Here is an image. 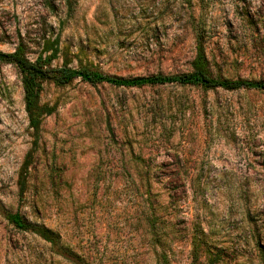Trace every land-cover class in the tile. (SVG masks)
Instances as JSON below:
<instances>
[{
  "label": "rangeland",
  "instance_id": "obj_1",
  "mask_svg": "<svg viewBox=\"0 0 264 264\" xmlns=\"http://www.w3.org/2000/svg\"><path fill=\"white\" fill-rule=\"evenodd\" d=\"M199 43L211 78L264 82V0H0V52L50 68L173 77ZM38 105L34 133L0 63V264H193V236L196 264H264V91L76 79Z\"/></svg>",
  "mask_w": 264,
  "mask_h": 264
},
{
  "label": "trees",
  "instance_id": "obj_2",
  "mask_svg": "<svg viewBox=\"0 0 264 264\" xmlns=\"http://www.w3.org/2000/svg\"><path fill=\"white\" fill-rule=\"evenodd\" d=\"M0 63L14 66L21 75L23 89V101L25 113L27 115L29 128L37 133L39 131L42 117V109L38 105V97L41 86L45 82H51L56 86H65L72 81L79 79L89 85L107 84L114 87L123 88H141L144 86L175 84L179 86H196L204 90L221 89L224 91L253 90L264 91V82L253 83L245 81H222L211 78L208 75V62L202 45L199 43L196 49V55L192 62V70L187 74L173 77H153L138 79H118L105 76L99 72L87 71L82 69H70L66 67L50 68L41 58L35 62L29 61L25 57L22 47H18L13 53L4 54L0 52ZM28 163L25 162L19 174V196L22 197L25 191ZM8 222L15 229L24 232H30L32 227L28 225L18 214H12L7 217ZM44 241H49L50 232L40 230L36 233ZM193 247V264L199 262V256L205 243L197 236L191 240Z\"/></svg>",
  "mask_w": 264,
  "mask_h": 264
}]
</instances>
